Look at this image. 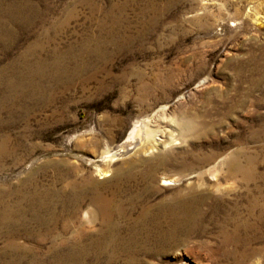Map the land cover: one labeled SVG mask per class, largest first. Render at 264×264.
Wrapping results in <instances>:
<instances>
[{"label": "rangeland", "instance_id": "rangeland-1", "mask_svg": "<svg viewBox=\"0 0 264 264\" xmlns=\"http://www.w3.org/2000/svg\"><path fill=\"white\" fill-rule=\"evenodd\" d=\"M38 61L43 98L0 105L15 146L0 209L35 192L58 213L80 192L82 207L0 226V264H19L6 248L17 229L53 261L63 221L91 250L84 264H264V0H0V98ZM144 117L165 142L103 159ZM106 235L117 244L90 243Z\"/></svg>", "mask_w": 264, "mask_h": 264}, {"label": "bare ground", "instance_id": "bare-ground-1", "mask_svg": "<svg viewBox=\"0 0 264 264\" xmlns=\"http://www.w3.org/2000/svg\"><path fill=\"white\" fill-rule=\"evenodd\" d=\"M82 53H83V51H82ZM76 57H78V56H76ZM89 65H87L86 63L77 64L76 73H81L86 68L88 69ZM44 67H45L44 64L41 61H38V63L35 65L34 69H29L28 75L25 76L24 79L21 78L19 75L18 76L15 75V79H13V81H10V82L7 81L5 84L7 86L8 91L10 92V94L5 96V97L0 98V105L4 104L7 101L16 102L17 98H19V97L24 98L27 95H31L32 99L35 101L39 100L40 98H43V91L45 89V85L43 83V79H44L43 76H44V72H45ZM51 67H52V69L54 68V70L55 69L57 70L56 71L57 74H55L54 79H55V81H59V79H61L66 72L65 66L61 67L58 60H54L53 63H51ZM27 68H29V67H27ZM67 72H68V70H67ZM1 75H2V72H0V82L2 81ZM22 82H24L26 84V85L23 84L25 89H23L22 91H18L16 86L18 84L21 85ZM162 109H164V108L162 107ZM182 124L183 123L180 122L181 126H182ZM3 125H4V123L0 119V128H2ZM160 132H161V129H160L159 125H157L156 123L152 124L151 120L148 119L147 117L139 118L132 124V127L129 130L127 137L122 142H120L119 144L114 146L113 148H107L105 151H103L102 152V158L103 159H110V158L113 159V158H116L118 156H122L128 152L139 150L142 148H147V149L156 148L157 145L165 142V140L162 137H158V135H160ZM11 145H12L11 141L9 139H7V137L6 138H0V160L5 159L6 157H11L13 155V153L15 152L14 151L15 146H11ZM172 183H173V181L171 179L164 180V184H172ZM82 195H83V193H82ZM82 195L80 192H78L75 195V198H73L69 204H67V202H66V204H64V202L60 203L61 209L59 210L60 211L59 213H58V211H56L57 210L56 208L58 207L57 203H55L53 200L46 201L47 199L45 198V196L40 194V193L35 192L32 194L28 193L22 197L19 196V198L16 201V204L18 205L16 210H10V208H8L9 206L7 204H3L2 208L0 209V226L3 228L15 226L17 218L24 219L25 214L27 213L26 212L27 210H30V211L33 210L34 213H33L32 219L35 220L36 222H38L39 224L45 225V226H48V224L51 223L52 220H54V222L56 220L57 221L65 220L64 219L65 217L63 218V215L66 213L67 208L70 210V213L72 214V215H70L71 218L74 216L76 218H79L77 216V213H79V210H80V206H81L80 200L82 199ZM109 202H110V200H109ZM54 208H55V210H54ZM87 213L90 214L88 211H86V215L83 214L85 216V218L88 216ZM109 214H111V213H109ZM105 222H106V220H105ZM22 223H20V224H22ZM67 225L68 224H66V221L62 222V230L65 234L64 235L65 237L61 235L62 237L59 238L60 241L57 242V244L59 246L52 245L51 247H48V249H46L44 252L45 254L48 253L47 255H52V257L54 259L53 261L43 260V258L40 257L41 256L39 254L40 248H38V247H36L34 252H29L31 250H29V249L26 250V247L24 245H20L21 243L18 242V237L15 236V234L17 232H19V229H17V232L7 233V235H6L7 236L6 248L8 250L12 251V253H14L16 256H18L19 264H21L20 262L24 260L25 256L27 257L28 255H30L29 253H31V260H30L29 264H84L85 260H83V259H84V257H86V255H88L90 253L91 250H88L87 245L80 244V240H79L80 232L77 233L76 232L77 230L75 231L77 233L76 237L73 240H71V241L66 240L68 238V236L66 238V233L69 234V232H70L69 226L67 227ZM49 230H51V229H49ZM25 234L28 237H30L32 235L29 232H26ZM71 234H72V236H74V233L71 232ZM103 238H106V240L101 241L99 243V240L96 239L94 241H91L90 243L93 242L97 246L99 244V246L101 245L103 248L106 245H110V247H111V246H114L115 244H117V240L113 237L106 235ZM63 245H66V246L63 247ZM130 248H131V246H130ZM130 248H129V250H130ZM107 249H109V248H107ZM42 251H43V249H42ZM96 252L94 253L95 257H98L99 253L98 252L96 253ZM127 253H128V251H127ZM113 257L114 256L110 255V260H112Z\"/></svg>", "mask_w": 264, "mask_h": 264}]
</instances>
